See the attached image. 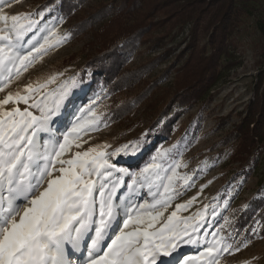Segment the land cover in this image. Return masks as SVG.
<instances>
[{
	"label": "snow or ice",
	"instance_id": "obj_1",
	"mask_svg": "<svg viewBox=\"0 0 264 264\" xmlns=\"http://www.w3.org/2000/svg\"><path fill=\"white\" fill-rule=\"evenodd\" d=\"M53 10L9 16L0 7V92L67 39L48 27L51 20L40 23ZM78 86L76 77L51 76L28 84L27 95L0 99V264H220L225 254L248 246L249 237L225 235L227 217L214 225L217 204L181 217L197 196L165 218L195 185V173L178 172L187 165L170 157L172 149L149 154L143 166L121 163L143 153L142 140L111 151V145L79 150L83 136L100 130L101 118L91 106L95 100L77 105ZM208 167L205 161L200 173ZM250 232L264 238L258 223Z\"/></svg>",
	"mask_w": 264,
	"mask_h": 264
},
{
	"label": "trees",
	"instance_id": "obj_2",
	"mask_svg": "<svg viewBox=\"0 0 264 264\" xmlns=\"http://www.w3.org/2000/svg\"><path fill=\"white\" fill-rule=\"evenodd\" d=\"M87 1L41 0L37 12L54 5L50 18L74 20L68 27L70 38L92 35L89 49L93 53L78 69L85 91L76 96L77 105L95 100L92 105L100 107L102 117L111 124L131 118L142 108L156 114L143 142V148L147 147L145 155L140 162L131 163L143 166L158 144L172 134L177 120L200 103L219 80L223 58L232 54L233 35L241 28L244 16L250 14L247 3L245 0H112L102 1L77 16ZM186 27L188 40L178 55L182 64L174 67V82L163 86L172 66L159 76L154 77L153 73L166 61L165 56L173 52L167 48L166 39L176 28L184 31ZM259 28L264 36V20ZM160 29H164L162 34H158ZM144 48L151 54L156 51L160 54L135 67L128 66L134 54ZM131 91L136 94L117 100L119 94ZM241 115V121L234 127L230 161L238 163L243 174L249 176L264 153V69L259 72L254 99ZM148 142L151 143L147 145ZM225 217L229 220L224 224L222 219L226 234L232 232L238 241L245 237L251 241L259 239L252 236L250 229L255 227V222H263L260 232L264 234V194L251 199L245 207L229 211Z\"/></svg>",
	"mask_w": 264,
	"mask_h": 264
},
{
	"label": "rangeland",
	"instance_id": "obj_3",
	"mask_svg": "<svg viewBox=\"0 0 264 264\" xmlns=\"http://www.w3.org/2000/svg\"><path fill=\"white\" fill-rule=\"evenodd\" d=\"M102 1L111 3L112 0H88L83 10L76 13L77 16L89 7H97ZM245 2L248 4L246 7L250 14L244 16L241 28L233 35L232 54L230 57L223 58L219 80L200 103L177 120L172 134L158 144L153 154L160 150L172 149L170 157L174 156L182 165H187V167L179 168L178 172L181 175L195 173L194 187L172 202L171 207L165 212V218L175 210L177 204H184L193 196H197L198 199L192 207L187 211H181L179 215L187 217L202 210L205 205L217 204L220 215L214 218L213 223L219 227L223 224L222 217H225L229 211L245 207L251 199L264 194V153L259 157L258 165L249 176L243 174V169L238 163L230 161L235 142L234 127L241 121V114L245 113L247 105L254 99L259 72L264 69V36L259 28L261 20H264V0H245ZM9 3L11 7L8 6ZM40 3L41 0H5L0 7H3L5 13L11 16L37 12ZM49 14L46 13L40 23L45 24L51 20L48 27H54L58 35H66L67 39L63 44L50 48L47 54L38 58L19 80H15L5 92H0V99L9 92L27 95L23 89L28 84L36 86L37 83H43L51 76H59L61 81L76 77L79 86L73 89V93L75 97L84 93L85 82L81 80L78 69L87 63L93 53L89 49L92 35L86 33L76 39L70 38L68 27L74 20L66 18L61 22L60 17L50 18ZM163 30L160 29L158 34H162ZM188 30V27L184 31L176 28L174 36L166 39L167 48H171L173 52L165 56L166 61L153 73L154 77L159 76L166 68L172 66V71L163 86L174 82L176 75L174 67L176 64L177 66L182 64V59L179 60L178 55L186 45ZM159 54L158 51L151 54L145 48L140 49L129 61L128 66L135 67L145 59ZM55 87L56 85H50L48 90ZM134 94L136 91L124 92L117 96V100L120 101L123 97H131ZM91 102H84L82 105L87 106ZM91 106L101 118V128L82 137L83 147L79 149L81 151L103 145H111L107 149L111 151L131 141L144 142L156 117V114L149 109L142 108L137 110L131 118L111 124L102 117L103 110L100 107L94 108L92 104ZM12 107L11 104L7 105L5 110H11ZM18 107L23 110L26 105L20 104ZM150 143L148 142L147 145ZM143 149L145 154L147 147ZM177 150L182 154L178 155ZM138 158H126L121 163L127 166ZM205 161L209 167L201 174L199 170L204 167ZM202 187L203 191H201ZM141 195L145 199H150L146 189L141 190ZM226 199L229 203L225 209L223 201ZM257 223L261 229L263 222H255V227ZM224 233L226 235L225 230ZM236 240L238 241V238ZM220 264H264V238L251 241L247 247L241 246L238 252L225 254Z\"/></svg>",
	"mask_w": 264,
	"mask_h": 264
}]
</instances>
